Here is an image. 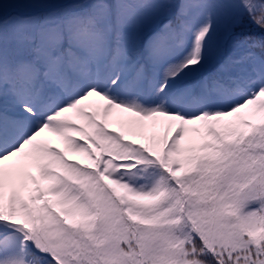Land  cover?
<instances>
[{"label":"snow or ice","instance_id":"6c2138e0","mask_svg":"<svg viewBox=\"0 0 264 264\" xmlns=\"http://www.w3.org/2000/svg\"><path fill=\"white\" fill-rule=\"evenodd\" d=\"M0 264H264V0H0Z\"/></svg>","mask_w":264,"mask_h":264}]
</instances>
